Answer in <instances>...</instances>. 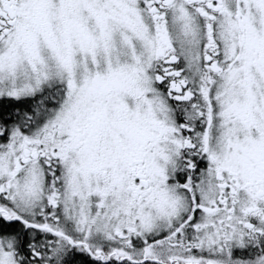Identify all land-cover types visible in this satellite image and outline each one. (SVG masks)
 Wrapping results in <instances>:
<instances>
[{
	"label": "snow or ice",
	"instance_id": "6c2138e0",
	"mask_svg": "<svg viewBox=\"0 0 264 264\" xmlns=\"http://www.w3.org/2000/svg\"><path fill=\"white\" fill-rule=\"evenodd\" d=\"M0 264H264V0H0Z\"/></svg>",
	"mask_w": 264,
	"mask_h": 264
}]
</instances>
